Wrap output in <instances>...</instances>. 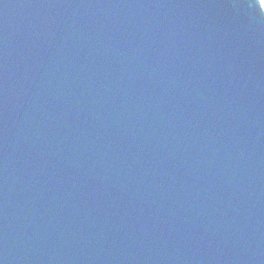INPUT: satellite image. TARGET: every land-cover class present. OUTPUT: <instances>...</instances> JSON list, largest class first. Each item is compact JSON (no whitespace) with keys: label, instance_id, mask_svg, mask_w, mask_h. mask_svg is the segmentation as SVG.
<instances>
[{"label":"water","instance_id":"water-1","mask_svg":"<svg viewBox=\"0 0 264 264\" xmlns=\"http://www.w3.org/2000/svg\"><path fill=\"white\" fill-rule=\"evenodd\" d=\"M0 264H264L255 0H0Z\"/></svg>","mask_w":264,"mask_h":264},{"label":"snow or ice","instance_id":"snow-or-ice-1","mask_svg":"<svg viewBox=\"0 0 264 264\" xmlns=\"http://www.w3.org/2000/svg\"><path fill=\"white\" fill-rule=\"evenodd\" d=\"M260 8H264V0H258Z\"/></svg>","mask_w":264,"mask_h":264}]
</instances>
